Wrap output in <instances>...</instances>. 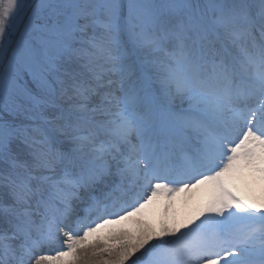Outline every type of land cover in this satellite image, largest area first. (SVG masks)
<instances>
[{"label":"snow or ice","instance_id":"obj_1","mask_svg":"<svg viewBox=\"0 0 264 264\" xmlns=\"http://www.w3.org/2000/svg\"><path fill=\"white\" fill-rule=\"evenodd\" d=\"M0 264H264V0H0Z\"/></svg>","mask_w":264,"mask_h":264}]
</instances>
